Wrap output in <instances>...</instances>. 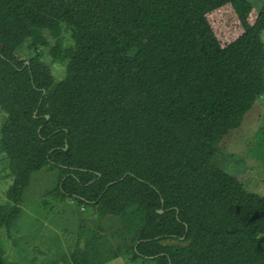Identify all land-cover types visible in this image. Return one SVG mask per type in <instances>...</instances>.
<instances>
[{"label":"trees","instance_id":"trees-1","mask_svg":"<svg viewBox=\"0 0 264 264\" xmlns=\"http://www.w3.org/2000/svg\"><path fill=\"white\" fill-rule=\"evenodd\" d=\"M263 32L250 0H0L6 236L55 169L46 195L96 212L65 264H264V195L212 163L264 96Z\"/></svg>","mask_w":264,"mask_h":264},{"label":"rangeland","instance_id":"rangeland-1","mask_svg":"<svg viewBox=\"0 0 264 264\" xmlns=\"http://www.w3.org/2000/svg\"><path fill=\"white\" fill-rule=\"evenodd\" d=\"M250 2L259 10L264 0ZM47 38L50 46L46 54L56 42L62 49L72 45L69 31H63L57 39L50 35ZM17 54L19 58L27 60V57ZM44 60L51 65L55 80L61 79L63 64L54 61L49 54ZM4 119L0 112V124ZM212 163L243 182L248 191L264 195V96L258 98L254 107L245 115L241 126L223 138ZM8 172V161L0 156V203L7 200L6 191L12 183ZM56 180L55 169H44L36 173L22 206V219L13 230V237L8 238L5 228L0 225V237L8 252L7 256L16 264H50L55 259L57 264H65L61 256L71 252V245L76 241L82 225L86 223L95 226L96 212L92 207L83 206L72 199L61 200L57 193L46 195L45 191L51 190ZM52 244L57 245L50 251L49 246ZM107 264L155 263L144 258L131 261L130 256L123 255Z\"/></svg>","mask_w":264,"mask_h":264},{"label":"water","instance_id":"water-1","mask_svg":"<svg viewBox=\"0 0 264 264\" xmlns=\"http://www.w3.org/2000/svg\"><path fill=\"white\" fill-rule=\"evenodd\" d=\"M160 212L162 213V212H163V210H160Z\"/></svg>","mask_w":264,"mask_h":264}]
</instances>
